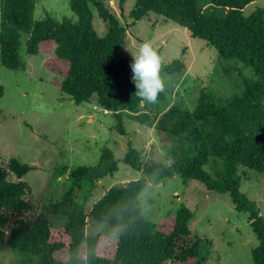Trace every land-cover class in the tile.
Listing matches in <instances>:
<instances>
[{"label":"trees","instance_id":"16d2710c","mask_svg":"<svg viewBox=\"0 0 264 264\" xmlns=\"http://www.w3.org/2000/svg\"><path fill=\"white\" fill-rule=\"evenodd\" d=\"M36 1L4 0L2 65L13 71L24 68L20 33L30 32L28 55L37 56L54 46L55 57L45 64L59 74L53 84L77 105L95 104L111 112L118 119V131L125 134L123 113H138L142 104L135 95L133 60L121 53L127 28L106 0H69L77 20L47 16L35 22ZM125 1H120L121 7ZM202 1L137 0L130 19L136 22L150 13L159 15L204 40L221 58L251 68L255 79H244L243 95L217 105L202 93L193 112L174 105L158 120L137 116L139 124L156 131L172 164L146 165L141 153L129 146L123 162L141 177L109 188L87 212L97 183L117 170L114 153L103 149L95 167L72 171L63 197L50 205L53 215L66 220L61 228L55 229L46 215L31 214L30 189L24 182L31 168L16 160L7 167L0 162L1 245L35 257L37 264H203L201 239L189 228L195 216L192 210L182 206L161 226L145 220L139 211L146 185L180 176L185 184L196 181L209 192L229 195L238 212L249 213L259 242L252 252L253 262L264 264V218L240 190V170L264 175V8L246 16V7L256 0H206L205 6ZM91 5L107 25L103 39L93 27ZM211 8L212 15H206ZM221 12L225 15L218 17ZM184 67L174 60L164 71L182 73ZM3 94L0 86V98ZM161 99L162 91L157 95ZM210 156L224 164V172L216 177L204 170ZM94 223L117 228L118 237L91 236L88 231Z\"/></svg>","mask_w":264,"mask_h":264},{"label":"rangeland","instance_id":"374dc122","mask_svg":"<svg viewBox=\"0 0 264 264\" xmlns=\"http://www.w3.org/2000/svg\"><path fill=\"white\" fill-rule=\"evenodd\" d=\"M106 0L120 23L127 28L121 53L131 60L143 42H149L161 57V78L164 82L163 99L154 104L143 102L138 113H123L125 134L118 131V119L95 104L77 105L54 84L59 74L45 64L55 57L54 46L37 56L27 54L30 32H21L19 54L24 68L9 70L2 65L0 49V162L7 167L11 160L27 165L31 170L24 177L30 189L27 197L33 205V214L46 215L52 226L61 228L65 219L55 216L50 205L61 200L70 186V176L78 167H95L103 149H110L118 160L117 170L97 183L93 197L87 203V212L109 188L124 186L137 180L141 174L123 162L132 146L141 153L146 165L172 160L162 147L153 128L141 125L137 116L158 120L172 106L193 112L202 93L211 96L217 105H223L244 93V79H255L251 68L236 60L227 61L204 40L172 21L150 13L133 22L130 13L137 0ZM206 0L202 1L205 6ZM4 0H0V34L4 22ZM93 27L99 38L107 35L106 23L91 5ZM264 8V0L245 9L251 15ZM213 8L205 11L212 15ZM225 14L220 13L218 17ZM50 16L61 21L76 19L69 0H37L34 21ZM131 51V52H130ZM174 60L184 63L182 73L169 74L165 67ZM63 67L66 62L60 61ZM205 172L216 177L224 172L221 159L209 157ZM241 192L264 218V175L240 170ZM14 179V178H13ZM81 201V199H80ZM186 206L195 213L189 225L193 235L201 239L200 260L203 264H254L252 252L259 245L249 221V213L238 212L227 194L209 192L196 181L185 184L180 176L166 179L158 185L148 184L139 197V211L148 222L161 226L172 220L177 211ZM91 225V224H89ZM93 237L105 235L116 239L117 228L94 223L89 227ZM0 264H37V259L0 244Z\"/></svg>","mask_w":264,"mask_h":264},{"label":"clouds","instance_id":"9594fccd","mask_svg":"<svg viewBox=\"0 0 264 264\" xmlns=\"http://www.w3.org/2000/svg\"><path fill=\"white\" fill-rule=\"evenodd\" d=\"M131 52V51H130ZM132 79L135 84V95L141 102L154 104L157 95L164 89L161 78V57L149 42H143L135 52H131Z\"/></svg>","mask_w":264,"mask_h":264},{"label":"crops","instance_id":"0c3cea01","mask_svg":"<svg viewBox=\"0 0 264 264\" xmlns=\"http://www.w3.org/2000/svg\"><path fill=\"white\" fill-rule=\"evenodd\" d=\"M258 1H259V0H256L254 3H252V4H251V5H249L248 7H251V6H254V5H256V4L258 3ZM248 7H246V9H247Z\"/></svg>","mask_w":264,"mask_h":264},{"label":"built area","instance_id":"2783aa9c","mask_svg":"<svg viewBox=\"0 0 264 264\" xmlns=\"http://www.w3.org/2000/svg\"><path fill=\"white\" fill-rule=\"evenodd\" d=\"M106 113L108 112L107 110H104Z\"/></svg>","mask_w":264,"mask_h":264}]
</instances>
